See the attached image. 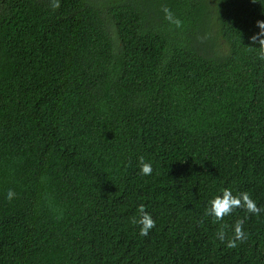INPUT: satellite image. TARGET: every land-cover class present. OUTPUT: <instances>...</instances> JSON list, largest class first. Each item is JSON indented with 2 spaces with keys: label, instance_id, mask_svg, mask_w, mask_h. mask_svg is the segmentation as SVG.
<instances>
[{
  "label": "trees",
  "instance_id": "16d2710c",
  "mask_svg": "<svg viewBox=\"0 0 264 264\" xmlns=\"http://www.w3.org/2000/svg\"><path fill=\"white\" fill-rule=\"evenodd\" d=\"M257 20L264 0H0V264H264V211L205 216L223 188L264 208Z\"/></svg>",
  "mask_w": 264,
  "mask_h": 264
},
{
  "label": "clouds",
  "instance_id": "9594fccd",
  "mask_svg": "<svg viewBox=\"0 0 264 264\" xmlns=\"http://www.w3.org/2000/svg\"><path fill=\"white\" fill-rule=\"evenodd\" d=\"M256 3L257 0H252ZM52 7L58 8L59 3L54 2ZM165 18L176 27L182 26V21L179 18H174L173 13L167 7L163 8ZM256 27L258 32L249 37V44L245 46L248 51L257 52L259 59L264 61V20H257ZM206 38V37H205ZM258 45V46H256ZM138 166L142 175L148 176L152 174V165L146 162L143 156L138 158ZM222 195H216L208 201V206L205 209V216H211L215 221H223L225 216H229L235 209H244L250 214L259 215L264 208L258 207L257 203L251 198L247 191L238 192L233 194L230 188L221 189ZM15 197V192L9 190L7 199L12 200ZM139 217H133L132 223L140 225V235L147 236L149 231L155 227V221L151 215L145 210L144 205L138 208ZM244 220H237L233 226V235L227 238L225 229L229 226L223 224L217 232V239L225 242L226 246L230 249L238 247V244L244 243L248 239V233L243 229Z\"/></svg>",
  "mask_w": 264,
  "mask_h": 264
}]
</instances>
